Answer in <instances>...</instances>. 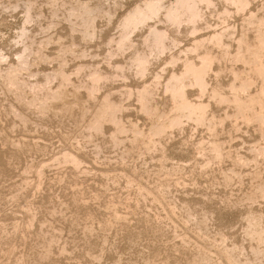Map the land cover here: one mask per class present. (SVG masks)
<instances>
[{"label":"rangeland","instance_id":"obj_1","mask_svg":"<svg viewBox=\"0 0 264 264\" xmlns=\"http://www.w3.org/2000/svg\"><path fill=\"white\" fill-rule=\"evenodd\" d=\"M79 1L0 0V52L6 56L0 63V264H264V242L259 238L264 229V158L246 165L225 155L221 163L213 161L210 167H203L206 157L196 149L201 140H216L224 145V152L252 160L254 145L261 139L255 125L231 117L214 135L187 120L158 137L156 147L149 150L145 143L152 120L140 109L134 92L144 81H151L155 71L165 67V77L170 69L179 68L181 63L168 64L166 58L192 43L193 35L181 29L177 46L154 58L144 75L128 69L125 76L102 82L95 95H90L84 86L89 70L97 68L111 74L116 63H128L132 50L109 58L112 46L108 42L119 35L125 14L144 0H101L102 4L98 0ZM221 1L214 0L215 12L223 9L225 3ZM76 2L99 12L91 39L81 37L72 27L73 22H79L77 17L67 18ZM27 3L33 5L35 15L32 21L24 22ZM249 6L264 14V0H251ZM230 7L226 23L218 13L204 8L208 25L200 27L197 34L227 25L240 34L246 15ZM151 23L162 26L165 22ZM24 25L28 40L22 37ZM147 26L132 33L138 47ZM30 41L36 45L31 46ZM231 42L233 55L237 47ZM25 43H30L26 44L30 52ZM66 45L74 53L67 52L65 57L60 54ZM21 55L24 59L27 56V64ZM80 64H85L81 73H72ZM237 66L249 72L242 64ZM217 67L222 71L216 76L210 74V81L227 88L229 69L215 64ZM60 69L72 74L70 83L49 76L51 71L59 74ZM15 70L19 72L13 79ZM16 80L23 85L18 92L13 87L14 82L19 83ZM33 84L36 86L30 87ZM128 88L133 94L125 93ZM190 90L192 98L198 97L194 89ZM209 92L203 99L211 100ZM154 95V103L161 110L169 109L161 84ZM107 96L121 106L117 117L122 119V132L108 116L103 131L91 129L90 123ZM209 107L218 115L225 113L212 100ZM9 108L17 109V114L20 111L19 116ZM223 108L235 112L231 104ZM69 152L82 164L75 167L71 157H66ZM250 218L252 225L248 224ZM257 219L261 224H254Z\"/></svg>","mask_w":264,"mask_h":264},{"label":"bare ground","instance_id":"obj_2","mask_svg":"<svg viewBox=\"0 0 264 264\" xmlns=\"http://www.w3.org/2000/svg\"><path fill=\"white\" fill-rule=\"evenodd\" d=\"M80 1L79 3L81 4L86 3V1H83V2L82 1L80 2ZM98 1H100L101 3V0H98ZM222 1L225 3V5L222 10H219V12H215L214 0H144L142 3H138L130 11H128L127 14H125L123 19L120 21L119 35L117 37H111V39H109V42H108V44H111L112 46L108 52L109 58L114 57L115 54L124 52L126 49L132 50L131 54L129 55L130 57L128 56L129 57L128 63L127 64H122L121 62L116 63L114 66L115 69L111 74L102 72V69L101 71L97 68L91 69L88 72L89 73L88 80L85 82L84 80H82L84 82V86H86L87 90L89 91L88 94L93 95L96 91H98L99 85L102 82L109 81L116 76H125L126 73L128 72V69H131L134 72V74L142 76L147 72L150 63L153 62L154 58L156 59V57L161 56L163 52L165 53L166 50H171L172 48L177 46V44L179 43V39H180L181 29H185V32L191 33L193 35L192 43H190L187 47L184 46L185 48H182V49L179 48L180 50H177L176 52L173 51L169 55V57L166 58V62L168 64L176 65V63L179 62L181 63L180 67L172 68V69L169 68L170 70L165 77L163 76V72H162L165 70V67H163L161 70L155 71L152 80L149 82L147 80L144 81L134 93H136L135 95L137 97V100L140 103V109L146 114H148L151 117L150 120H152L151 121L152 125L149 130V134H147L148 137L146 136L147 140L145 142L149 150H150V147L153 148V146L157 144L156 139L158 137L164 135V133H166L170 129L173 130L174 128L180 127L187 120L188 122L189 120L192 121L197 126L198 125H202V127L204 126L205 128H207L208 131H210L214 135L216 134V130L218 126L220 125L223 127V123L227 121L228 119H230L231 117L235 118V121L237 122L239 121V119H242L241 121L247 125H250V124L255 125L257 131L259 132L261 136V139L258 143L254 145V148L252 147L255 151L254 157L252 156V160L240 154L233 156L231 154L232 152L231 150H230L231 152H229L228 150H227L228 152L226 151L224 152V150H226L225 148L223 149L224 145L222 146V144L216 140H210V141H207V143L205 142V140H201L200 142H198L196 149L198 152L204 154V157H206L205 159L206 161H204L203 167L204 165L207 167L209 165L210 167V164L214 163L213 161H216L217 163L218 162L221 163L225 155L226 157H229V159H232L234 162L236 161V162L246 164V165L250 163L251 161L256 162L258 161L257 159L264 158V14L259 13V12H254L251 9H249L250 7L249 4L251 0H222ZM53 3H55V0ZM77 3L78 2L74 3V5H71V7L68 10L69 13L67 14L69 15V17L67 16L66 17L69 18V20H71L73 16L77 17V19H79V22L77 23L79 24L74 23L72 21L73 22L72 27L75 29L77 28V30H79L77 32L81 33L80 34V36L82 35L81 37L86 38L87 40L91 39L92 37L95 36V33H96L95 19L98 16V15L96 16V12L98 11H96L95 8L92 9L91 6H88V8H85V7H82L83 5L85 6V4L77 5ZM87 4L89 3L87 2ZM87 4H86V7H87ZM98 5H99V2H98ZM230 6H232V8H234L236 12L246 15L245 25L241 29L240 34L236 35V32L234 31V29H232L228 25L220 30L216 29L206 34L204 33L197 34V30L200 27H202L203 25H208V21L205 17L204 8L212 9L213 12H215L216 14L218 13V16L222 20V22L226 23L228 16H230L232 12L231 11L232 9ZM77 7L78 8L82 7L83 10H78ZM98 8H99L98 10L100 11L104 10L102 9V7H98ZM34 15L35 14L33 13V5L31 3L25 4L24 22L32 21V19H34ZM75 19L74 21H77ZM152 20H163L165 23L164 25L162 24V26H159L154 23L149 24V22ZM146 25H148L147 34L144 35V38L142 40V46L138 47L137 44L134 42V39L132 38V33L136 29L140 28L141 26H146ZM73 28H72V31H74ZM21 29H22V37L24 36L25 38L29 37V36L26 37V35L28 34L26 25H24L23 28L21 26ZM25 38L21 40L24 41ZM26 40H28V38ZM231 41H233L237 47V52L235 50L236 53H233V55H231V50H230L231 45H232ZM30 43H25L24 48L25 49L29 48L26 44L30 45ZM32 45H36V44L31 43V46ZM68 46L69 45H66V47L62 46L63 48L61 50L60 55L65 56L64 54L70 51H72L71 54L74 53L72 48ZM37 47H39V44L37 45ZM30 49L31 48L28 49L29 52H30ZM43 49H41V51ZM218 50L220 51V53H217ZM31 53L33 52L31 51ZM36 54H40V53H36ZM84 54H85V50H84ZM41 55L43 54H40L39 56ZM43 56L45 58V55ZM76 56L78 57V55ZM20 57H21L20 59L23 60L22 62L27 64L28 62V60L26 59L27 56L25 58L26 60L24 59L22 55ZM5 60H6V56L0 52V63L2 61L5 62ZM66 62L67 61L65 59V63ZM215 64H217V66L218 65L225 66L227 69H229L230 78L227 81V88H223L222 84H219L218 82L215 85L211 83L209 75L213 73L216 76V74L222 71L221 68H218V67L215 68ZM238 64H242L244 67L247 68V70H249V72L247 73L245 70L240 69L237 66ZM84 67H85V64H80L78 68L75 69L76 71L72 73L79 74L84 69ZM62 69L58 71V73L60 72L59 74L57 73L52 74L53 71H51V74L49 76L51 78L59 76L61 79V82L70 83L72 79L71 78L72 74H69L68 70H62ZM0 71L2 72V70ZM16 71L17 70H15V74L13 75L10 73L13 79L17 75L16 73L19 72V71L17 72ZM250 74H253L254 77ZM46 75H48V73ZM6 77L9 78V76H6ZM15 78H17V76ZM23 80L25 79H22V81ZM10 81L11 79L9 80V82ZM13 81L14 80H12L11 83ZM34 83L37 84V81ZM13 84H9V86L10 85H13V87L15 86V89L17 90V92L21 91L23 85H21L20 82L19 83L14 82ZM80 84H83V83H80ZM160 84L168 96V100L170 102L169 109L161 110L158 107V105L155 104L156 102L154 103V100H155L154 94H155L156 88L159 87ZM34 85L35 84H33L30 87L33 88ZM67 85L71 86V84H67ZM13 87H10V88L13 89ZM80 88L81 87H79V89ZM190 88L196 91L198 97L192 98V96L190 95V92H192ZM33 90H36V88ZM208 91H210L209 99L214 101V103L217 104L218 107L222 108L225 111L223 115H218L214 111L209 110L211 100L207 101L203 99L202 97ZM65 93L62 94L63 100L67 101L66 99L67 97L65 96ZM125 93L127 95L133 94V90L131 88H128L125 91ZM47 94L48 93H46V95ZM68 95L70 94L68 93ZM102 102H103L102 104L100 103L102 105L100 106L101 108L98 107L100 110L95 114L96 116L94 120H92L90 123L91 129L96 130L97 132L102 130L104 118L108 116L111 122H113L114 124H117L116 126L118 127L116 130L120 132L124 131V127L121 126L122 123L120 121L122 119L117 117V113L118 111H120L121 106H119L118 103H115L110 98V96L105 97ZM67 103L68 102H66V104ZM84 103H86V101ZM53 104L54 103H52V105ZM230 104L234 108V111H235L234 114H231L228 110H225L223 108L225 105H230ZM9 109L11 110V108ZM14 111L16 112L17 109ZM16 114L17 113H15V115ZM18 114H20V111ZM18 114L17 116H19ZM24 116H20V117H24ZM136 133L137 135L140 134L139 136H141L142 131L139 129V127H137L136 129ZM11 141L12 140H10V142ZM133 141L135 142L136 140H133ZM142 142H144V140ZM12 143L14 144V142ZM206 144H208L207 146L208 148L205 147ZM143 145L145 146V144ZM206 150H208V152ZM66 157H68L67 159L71 157L72 159L71 162L74 163L75 167L79 164H82L80 163L81 161L77 157H75V155H72V153L70 152L66 154ZM233 161L231 162L233 163ZM67 162L69 161L67 160ZM207 167L206 169H208ZM29 169H30V166H29ZM229 171H232V170L229 169ZM232 173H236V172L234 171ZM234 175H237V174H234ZM223 177H225L226 179V176H223ZM230 178H227V179H230ZM261 193L263 194L264 192H261ZM29 211L30 213L32 212L30 209ZM251 214L253 215L254 213H250L249 215L251 216ZM30 218L28 219L26 218L27 220H29L28 223H30V221L32 220ZM261 219H257V221H255L254 224H256V222H259L258 220H261ZM252 220L253 219H251L248 224H251L250 222ZM254 220H255V217H254ZM32 222L33 221H31L30 225L33 224ZM256 226H258V224ZM255 227H252V228H255ZM251 231H255V230L252 229ZM255 232H257V230ZM262 232H263L262 234L259 233L261 234L259 237L261 239L260 242H264V229L263 228H262ZM251 233H254V232H251ZM256 234L258 233H255V235ZM253 237L255 238V236ZM226 257H229V256H226ZM230 257L233 258L231 254H230ZM227 260L229 261V259ZM231 260L232 259H230V261ZM18 262H21V260L20 261L18 260ZM229 263L233 264L232 262H229ZM18 264H21V263H18Z\"/></svg>","mask_w":264,"mask_h":264}]
</instances>
